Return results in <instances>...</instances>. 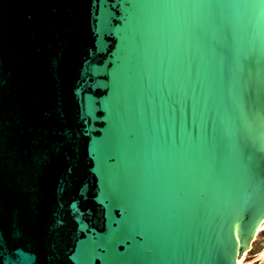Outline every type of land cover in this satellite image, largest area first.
Masks as SVG:
<instances>
[{"label": "water", "instance_id": "water-1", "mask_svg": "<svg viewBox=\"0 0 264 264\" xmlns=\"http://www.w3.org/2000/svg\"><path fill=\"white\" fill-rule=\"evenodd\" d=\"M236 3L0 0L11 259L235 264L264 216V6Z\"/></svg>", "mask_w": 264, "mask_h": 264}, {"label": "snow or ice", "instance_id": "snow-or-ice-1", "mask_svg": "<svg viewBox=\"0 0 264 264\" xmlns=\"http://www.w3.org/2000/svg\"><path fill=\"white\" fill-rule=\"evenodd\" d=\"M113 7H116L117 5H123L128 4L130 6H135L137 4V0H112ZM236 7H251L255 8L257 6H264V0H237V3L235 4ZM133 40L135 42H140L142 40V34L138 31L133 34ZM193 45L191 43L186 44L184 47V54L183 59L181 61L183 67H187L188 71H191L192 64L189 60V57L191 55V48ZM176 67L177 63L173 65L171 62L167 66H162L159 70V75L163 78L165 83L167 84V81L169 78L173 75H176ZM175 68V72H174ZM169 98L171 99L172 103V113L173 116H175L176 111L179 107L177 104V101L171 97V93H169ZM207 98H205L206 101ZM199 97L195 93V89H193V103H198ZM113 157H110L112 159ZM12 250V245H10L9 241L5 238L3 230L0 229V264H28L27 259L22 260H13L10 258ZM6 253L8 255H6Z\"/></svg>", "mask_w": 264, "mask_h": 264}, {"label": "rangeland", "instance_id": "rangeland-1", "mask_svg": "<svg viewBox=\"0 0 264 264\" xmlns=\"http://www.w3.org/2000/svg\"><path fill=\"white\" fill-rule=\"evenodd\" d=\"M239 264H264V229L247 244Z\"/></svg>", "mask_w": 264, "mask_h": 264}, {"label": "bare ground", "instance_id": "bare-ground-1", "mask_svg": "<svg viewBox=\"0 0 264 264\" xmlns=\"http://www.w3.org/2000/svg\"><path fill=\"white\" fill-rule=\"evenodd\" d=\"M264 229V216L257 222L255 229L252 233V237H255L259 232H261ZM240 259L237 258L235 261V264H239Z\"/></svg>", "mask_w": 264, "mask_h": 264}]
</instances>
